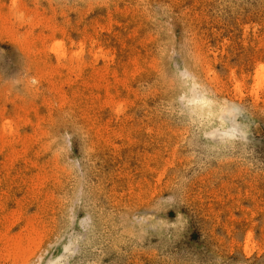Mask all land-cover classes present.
<instances>
[{
    "label": "rangeland",
    "instance_id": "1",
    "mask_svg": "<svg viewBox=\"0 0 264 264\" xmlns=\"http://www.w3.org/2000/svg\"><path fill=\"white\" fill-rule=\"evenodd\" d=\"M0 264H264V0H0Z\"/></svg>",
    "mask_w": 264,
    "mask_h": 264
},
{
    "label": "bare ground",
    "instance_id": "2",
    "mask_svg": "<svg viewBox=\"0 0 264 264\" xmlns=\"http://www.w3.org/2000/svg\"><path fill=\"white\" fill-rule=\"evenodd\" d=\"M60 46H62V44L60 43V44H56L55 45V48H57L58 49V47H60ZM195 84V83H194ZM194 84L193 83H191V90H193L192 88H193V86H194ZM196 86V85H195ZM194 86V87H195ZM196 88V87H195ZM192 92V91H191ZM194 94V93H193ZM196 94H197V92H196ZM206 95V94H205ZM205 97V96H204ZM208 97V95L206 96V98ZM195 99V101H198V104L200 105V107H201V109L202 110H205V111H207V109H209L210 108V110H211V113L213 114V115H217V113H213L214 111L216 112V110L217 109H219V106L218 105H214V103H213V101L211 102V101H206L207 99H205V98H203V97H196V98H194ZM195 104V103H194ZM196 107H198V106H196ZM220 107H221V104H220ZM222 108V107H221ZM224 108V107H223ZM200 109V108H199ZM218 111H221L220 109L218 110ZM207 113V112H206ZM219 113V112H218ZM208 114H209V112H208ZM215 115V116H216ZM219 115V114H218ZM212 116V115H211ZM217 117V116H216ZM211 120V119H210ZM220 120H221V117H220ZM220 123L221 124H223V122H221L220 121Z\"/></svg>",
    "mask_w": 264,
    "mask_h": 264
}]
</instances>
